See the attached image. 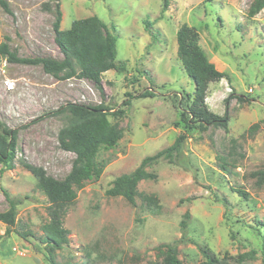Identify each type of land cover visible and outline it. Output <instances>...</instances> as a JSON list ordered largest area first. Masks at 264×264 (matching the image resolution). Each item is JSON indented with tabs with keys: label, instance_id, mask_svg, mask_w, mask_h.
<instances>
[{
	"label": "rangeland",
	"instance_id": "rangeland-1",
	"mask_svg": "<svg viewBox=\"0 0 264 264\" xmlns=\"http://www.w3.org/2000/svg\"><path fill=\"white\" fill-rule=\"evenodd\" d=\"M6 1L0 43L18 56L64 58L54 32L59 2L62 29L101 17L117 35L116 62L127 69L103 72L101 91L89 79L61 80L40 64L0 57V120L18 135L14 167L0 164V212L10 207L4 190L22 200L14 225L0 221V264H49L43 225L50 202L23 162L66 177L76 155L61 147L58 134L77 119L56 111L71 103L103 105L124 135L113 148L100 149L103 173L66 206L62 222L70 240L54 252L59 264H160L167 244L178 246L185 264H203V249L223 264H264V180L254 174L264 166V8L250 16L253 0H171L166 10L163 0ZM185 23L198 29L209 59L228 73L210 83L206 100L217 116L228 112L227 128L181 123L195 91L178 56L177 32ZM254 124L259 127L251 129ZM182 133L187 137L175 163L148 168L154 177L139 182L136 204L107 193L117 177ZM150 194L159 209L144 202ZM186 211L191 217L183 233Z\"/></svg>",
	"mask_w": 264,
	"mask_h": 264
},
{
	"label": "trees",
	"instance_id": "trees-1",
	"mask_svg": "<svg viewBox=\"0 0 264 264\" xmlns=\"http://www.w3.org/2000/svg\"><path fill=\"white\" fill-rule=\"evenodd\" d=\"M171 0H163L164 10L170 5ZM0 5L10 12L9 3L0 0ZM264 8V0H253L249 8V15L254 16ZM56 18L54 21L55 41L64 54L63 59L53 57H20L11 49L8 42L0 43V57H6L10 62L40 64L43 69L57 79L70 78L89 79L103 90L101 75L108 70L119 72L126 71L124 62H116L117 58V35L111 31L105 21L98 15L76 19L70 28L62 29L63 11L58 2L56 4ZM147 25L149 23L147 22ZM178 56L183 62L188 76L194 81L195 91L188 112H181V123L185 127L199 125L205 129L211 125L224 126L229 124V114L221 117L212 113L207 105V94L211 82L228 78V73L217 68L200 45V33L195 26L188 23L182 24L177 32ZM150 93H142L148 96ZM230 96H233L231 94ZM238 98L242 99L241 96ZM230 97L226 99L228 102ZM129 104L128 101L125 102ZM68 111L77 121L64 126L58 134L59 143L65 150L73 152L76 157L70 172L64 179H57L41 166L29 162L23 165L35 176L39 187L47 195L50 205L48 206L49 221L43 225V242L49 247V253L45 257L49 264H59L54 252L69 242L68 231L63 226V216L66 206L76 200L78 189L82 188L86 181L99 178L106 166L105 161L98 158L102 147L113 148L124 135V129L118 124L112 123L107 110L103 105L92 107L81 103H71L62 106L56 111ZM259 124H254L251 129H257ZM17 129L9 127L0 120V164L12 169L13 160L16 156ZM185 134H180L170 146L160 150L154 155L145 157L141 164L132 172L117 177L107 193L111 196H122L132 204H136L138 185L141 180L153 178L154 174L148 168L168 160L175 163L176 158L182 151ZM255 176L264 180V166L256 171ZM246 199L250 198L249 192L244 188L235 189ZM10 207L0 212V221L7 225H14L18 215V206L22 200L11 196L4 190ZM144 202L155 208H160L157 196L143 195ZM153 210V209H152ZM190 211H186L180 222L183 233H186ZM8 228L5 234H10ZM165 249H162V248ZM159 253L163 256L160 264H185L178 256L177 245H164ZM206 261L203 264H223L208 249L202 250ZM264 255V244H263ZM242 260V258H240Z\"/></svg>",
	"mask_w": 264,
	"mask_h": 264
},
{
	"label": "built area",
	"instance_id": "built-area-1",
	"mask_svg": "<svg viewBox=\"0 0 264 264\" xmlns=\"http://www.w3.org/2000/svg\"><path fill=\"white\" fill-rule=\"evenodd\" d=\"M7 63V60L5 59V64ZM10 87H12V85H9ZM250 91H252V89H250ZM15 250H16V248H15Z\"/></svg>",
	"mask_w": 264,
	"mask_h": 264
}]
</instances>
